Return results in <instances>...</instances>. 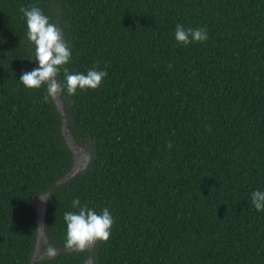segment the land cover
<instances>
[{
	"label": "trees",
	"instance_id": "1",
	"mask_svg": "<svg viewBox=\"0 0 264 264\" xmlns=\"http://www.w3.org/2000/svg\"><path fill=\"white\" fill-rule=\"evenodd\" d=\"M32 6L62 31L70 73L107 72L97 90L65 88L57 103L23 86L38 67L20 11ZM177 25L208 40L185 47ZM256 190L264 0H0V264H31L49 246L57 255L36 264H264ZM49 194L41 241L37 201ZM76 198L115 220L84 252L64 248Z\"/></svg>",
	"mask_w": 264,
	"mask_h": 264
},
{
	"label": "clouds",
	"instance_id": "2",
	"mask_svg": "<svg viewBox=\"0 0 264 264\" xmlns=\"http://www.w3.org/2000/svg\"><path fill=\"white\" fill-rule=\"evenodd\" d=\"M26 19L27 37L34 45L35 61L38 67L31 71H25L20 77V82L26 89L39 90L46 86L49 98L57 100L64 89L67 94L75 96L78 91L97 90L107 76L106 71L90 69L87 74L69 72L66 67L71 62L72 52L64 40L60 28L50 22L47 15L38 7L21 8ZM175 39L187 47L193 42H205L208 34L203 29H185L183 25H177ZM63 70L65 84L62 85L58 77ZM42 201H47L50 194L40 196ZM251 203L257 211H264V191L256 190L251 193ZM72 206L79 209L78 212H65L66 222L65 250L69 252H84L97 242L106 243L111 236V230L115 223L108 208H104L98 214L87 205L81 207L79 198L72 201ZM47 226L41 224L36 230H42ZM46 255L55 257L57 251L49 246Z\"/></svg>",
	"mask_w": 264,
	"mask_h": 264
},
{
	"label": "water",
	"instance_id": "3",
	"mask_svg": "<svg viewBox=\"0 0 264 264\" xmlns=\"http://www.w3.org/2000/svg\"><path fill=\"white\" fill-rule=\"evenodd\" d=\"M57 103H58V99L56 100ZM59 105V104H58ZM64 119L66 120V118L64 117ZM68 139V138H67ZM69 141V140H68ZM77 168L76 164H75V167H73V169L71 170V172L64 178L65 180H68L69 178L72 177L75 169ZM46 214V206H45V201H43V205H42V209L40 207H37L36 208V216L38 217V215H45ZM38 220V225L40 226L41 225V222L39 224V218H37ZM41 234H40V240L43 241L42 239H45V236H44V229L40 230ZM42 258H50L48 255H43V254H35L34 255V258L32 260V263L31 264H36L39 260H41Z\"/></svg>",
	"mask_w": 264,
	"mask_h": 264
},
{
	"label": "rangeland",
	"instance_id": "4",
	"mask_svg": "<svg viewBox=\"0 0 264 264\" xmlns=\"http://www.w3.org/2000/svg\"><path fill=\"white\" fill-rule=\"evenodd\" d=\"M73 149V148H72ZM74 150L79 154V155H82V158L83 157H85V156H87L88 155V152L85 150V148H82V149H76V148H74L73 149V152H74ZM75 153V152H74ZM88 157H89V155H88ZM79 166L81 167L80 168V170H83L84 169V163H83V160H81L80 162H79ZM86 166V165H85ZM86 168V167H85ZM87 169V168H86ZM86 169H84V170H86ZM45 205H46V201H45ZM41 209H42V206H41Z\"/></svg>",
	"mask_w": 264,
	"mask_h": 264
},
{
	"label": "bare ground",
	"instance_id": "5",
	"mask_svg": "<svg viewBox=\"0 0 264 264\" xmlns=\"http://www.w3.org/2000/svg\"><path fill=\"white\" fill-rule=\"evenodd\" d=\"M37 202H38L37 207H40L41 208V206L43 205V201L41 200V198ZM37 218H39V224H40V222H41V224L44 223V221H45V215H38ZM37 222H38V220H37Z\"/></svg>",
	"mask_w": 264,
	"mask_h": 264
},
{
	"label": "flooded vegetation",
	"instance_id": "6",
	"mask_svg": "<svg viewBox=\"0 0 264 264\" xmlns=\"http://www.w3.org/2000/svg\"><path fill=\"white\" fill-rule=\"evenodd\" d=\"M76 170V169H75ZM40 252H38L37 254H43V255H45V248L43 249L42 247L40 248V250H39Z\"/></svg>",
	"mask_w": 264,
	"mask_h": 264
}]
</instances>
